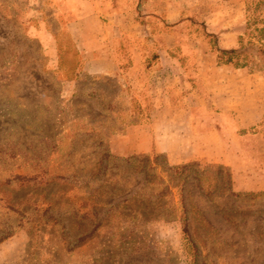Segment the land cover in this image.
Listing matches in <instances>:
<instances>
[{"label":"rangeland","instance_id":"1","mask_svg":"<svg viewBox=\"0 0 264 264\" xmlns=\"http://www.w3.org/2000/svg\"><path fill=\"white\" fill-rule=\"evenodd\" d=\"M224 2L225 28L240 31L235 49L243 37L246 52L257 56L264 0L216 3ZM74 19L64 0H0V264H264L261 61L252 66L258 79L249 96L246 86L228 85L219 101L218 111L228 110L226 94L235 91L243 129L232 134L220 121L194 132L188 108L165 105L168 83L128 69L135 51L155 60L159 44L146 40L150 29L128 21L113 38L104 24H88L80 31L98 28L100 47L82 53L68 28ZM201 21L193 18V30L182 34H203ZM150 22L159 31V22ZM113 46L124 72L88 73L92 58H106ZM154 134L173 138L176 162L133 150L138 141L149 148ZM125 147L135 153L119 155ZM154 154L161 165L199 166L175 176L171 194L159 168L156 187L144 191L143 174L122 161ZM125 199L128 209L119 207Z\"/></svg>","mask_w":264,"mask_h":264},{"label":"crops","instance_id":"2","mask_svg":"<svg viewBox=\"0 0 264 264\" xmlns=\"http://www.w3.org/2000/svg\"><path fill=\"white\" fill-rule=\"evenodd\" d=\"M64 1L75 13V19L69 23L68 28H73L70 30L71 32L74 31L73 37L82 53L91 51L93 54L100 47L98 28L80 31L79 28L88 24H95L98 27L104 24L107 28L106 33L112 34V37L113 35L124 34L122 26H126L128 21L140 28L145 26L152 32L148 34L146 40L152 44H159V48L154 51L155 60L149 63L147 62L150 58L149 54L142 56L138 51H135L130 56L131 62H128V69L133 73L142 71L144 75L156 74L159 76L158 79L163 81V85L168 83L165 89L162 88L165 105L171 108L178 106L188 108L191 127L199 128V130H193L194 132H204V124H217L220 121L227 123V129L229 128L228 130L232 134H237L243 129L241 125L242 114L238 117L237 111L233 109L241 104L235 100V91L230 90L226 94V105L231 110L218 111V108L222 106L219 101L221 98H225L223 96L224 87L228 85L246 86L247 88L242 89V91L249 96L248 85L251 81L258 79V73L246 70L237 71L230 65H218L217 56L212 51V46L206 41L209 35H214L218 39L217 46L220 49L231 50L237 47L240 31H236L235 28L226 29V18L222 17L225 15L226 2L217 5V0ZM196 16L202 17L200 27L204 33L194 37L190 34L183 35L181 28L187 26L192 28L188 29L192 31L195 26L193 18ZM138 17L142 18V23L145 20L146 23H138L136 20ZM154 20L158 21L160 26L156 33L152 30L150 22ZM241 23L240 20V26ZM141 42L145 43V38ZM112 44L114 45V43ZM110 49L111 55L109 54L106 58H92L91 68L93 71L88 73L118 77L120 73L124 72L125 65L122 58H119L114 46ZM257 111L259 114L258 109ZM255 115H257L256 112ZM141 142L138 141L133 150L138 149L136 152L142 153L151 151L165 154L170 162H176L175 159L179 156L176 153L178 150L175 149L173 138L163 142L162 136L159 137L158 134H154L149 148L142 147ZM130 149L132 148L125 147L116 151L119 155H127L133 151Z\"/></svg>","mask_w":264,"mask_h":264},{"label":"trees","instance_id":"3","mask_svg":"<svg viewBox=\"0 0 264 264\" xmlns=\"http://www.w3.org/2000/svg\"><path fill=\"white\" fill-rule=\"evenodd\" d=\"M261 32H264V28L261 30ZM209 37L215 39V36L209 35ZM244 38L240 37L239 38V44L240 47L239 49H231V50H222L217 46V42H213L211 44L212 46V51L214 54L217 56V62L218 65L223 66V65H234L237 68H250V72H254L252 66L258 65L256 62V59H259L262 63L263 66V71H264V36L262 35L259 39H257L258 43V50H257V56H252L249 55L246 52V45L243 44ZM257 57V58H256ZM260 64V63H259ZM110 157V156H109ZM113 158V157H110ZM159 154H154L153 156H131L128 157L127 159L123 160L122 162L127 165L128 168H133L135 173L137 174H143V180L144 183L142 184L143 188L142 190H146L150 187H156V179L157 177V172L159 168L164 169L165 173L167 174V179H168V186L167 190L168 193L171 194V184L174 181L175 176L180 178L183 175H185L187 172H189L193 167L199 166V165H193V164H188V165H182V166H170L168 163H164L163 165L159 164ZM138 164L142 165V167L136 166ZM231 183V178L230 175L227 176V185H230ZM179 187V186H176ZM182 189V188H181ZM180 189V191H181ZM232 195L238 196V194H235L234 192H231ZM166 189L163 190L159 194V197L162 198L166 195ZM131 200L130 199H125L119 207H123L124 209H128L127 207L124 206V204H128ZM114 207V206H113ZM149 206H143L142 208L148 209ZM184 207V206H183ZM142 217H145L144 215ZM153 219L156 221L158 218ZM183 234L185 236V239L189 245H193L194 241L190 237V232H189V219L187 217H184L183 219ZM102 226V223L97 224L94 226V229H98L99 227Z\"/></svg>","mask_w":264,"mask_h":264}]
</instances>
